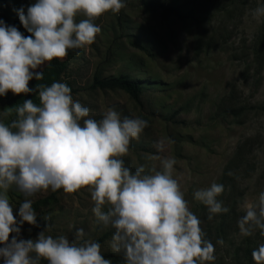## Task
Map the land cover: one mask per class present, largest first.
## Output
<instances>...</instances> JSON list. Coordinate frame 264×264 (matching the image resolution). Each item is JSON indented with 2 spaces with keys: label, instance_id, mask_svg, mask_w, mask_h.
Here are the masks:
<instances>
[{
  "label": "rangeland",
  "instance_id": "obj_1",
  "mask_svg": "<svg viewBox=\"0 0 264 264\" xmlns=\"http://www.w3.org/2000/svg\"><path fill=\"white\" fill-rule=\"evenodd\" d=\"M158 1L163 7L177 4L182 15L126 0L119 13L106 12L95 21L101 32L91 45L79 55L69 50L62 58L67 69L61 81L95 119L112 107L121 117L147 120L123 157L126 166L134 170L150 156L174 157V175L189 208L215 246L214 264H254L251 252L264 237L258 231L241 236L237 219L241 203L264 190V17L251 15L264 0ZM32 2L5 0L14 15V8ZM119 74L140 80L137 99L122 90L92 87L95 75ZM12 96L9 91L0 97V113L12 111L7 104ZM13 118L14 113L4 120ZM158 140L164 141L162 152L155 147ZM213 181L224 186L218 199L229 212L209 220L206 207L192 193ZM8 196L15 215L25 197L14 188ZM28 199L38 204L39 227L25 222L24 239H34L44 229L43 216L50 217L46 235L72 239L75 229L83 228L95 240L109 229L96 224L86 188L48 190ZM110 238L101 243L102 253L112 252Z\"/></svg>",
  "mask_w": 264,
  "mask_h": 264
},
{
  "label": "clouds",
  "instance_id": "obj_2",
  "mask_svg": "<svg viewBox=\"0 0 264 264\" xmlns=\"http://www.w3.org/2000/svg\"><path fill=\"white\" fill-rule=\"evenodd\" d=\"M126 0H34L13 11L24 35L0 19V97L35 94L0 113V264H112L101 244L76 228L74 238L46 235L21 237V226L39 227L37 212L28 197L38 192L87 189L91 212L98 226L113 230L108 246L122 264H214L215 246L206 238L200 218L189 208L174 175V157L150 156L135 169L126 166L132 140L139 139L148 121L124 116L109 107L100 119L75 100L66 82L43 80V69L69 50L91 45L101 32L95 21L106 12L119 13ZM264 17V3L252 10ZM39 69V70H38ZM7 123L4 117L13 115ZM164 150V141L155 144ZM158 161V165L151 163ZM25 199L13 214L8 192ZM224 186L215 181L195 189L192 198L206 207L211 220L229 208L218 197ZM239 234L264 237V190L241 203ZM10 234L11 238H10ZM220 243V241H218ZM254 264H264V243L251 252Z\"/></svg>",
  "mask_w": 264,
  "mask_h": 264
},
{
  "label": "trees",
  "instance_id": "obj_3",
  "mask_svg": "<svg viewBox=\"0 0 264 264\" xmlns=\"http://www.w3.org/2000/svg\"><path fill=\"white\" fill-rule=\"evenodd\" d=\"M140 4L149 8V9H158L163 8L164 10H169L173 14L177 16L182 15L181 8L176 4H169L168 6L163 7V3L158 0H140ZM0 19H3L6 24L15 25L19 31L24 33V35H29L26 30L20 25L19 19L17 15H14L11 9L6 5L5 0H0ZM261 36L264 33V22L262 25ZM67 69V61L65 59H53L51 62H48L47 66L43 69V80L36 81L35 79L29 81V87H34L36 84H46L50 85L53 81H61L63 74ZM70 87V85L68 84ZM92 87H97L100 89H108V90H122L131 96L134 99L138 98V95L141 93L143 86L140 84V80L136 78H131L124 74H119L115 76L108 77H98L95 75L92 80ZM32 99L34 102H38L37 96L35 94H18L13 95L11 98L7 100L8 106L13 110L15 105L23 102L24 99ZM49 197H45L38 202H45ZM34 210L36 211V207L38 204H32ZM113 230L109 228L105 232H103L100 236H98L95 240H97L100 244L110 235H112ZM105 258L110 259L112 264H122L121 256L114 254L112 252L102 253ZM46 261H41V263H45Z\"/></svg>",
  "mask_w": 264,
  "mask_h": 264
}]
</instances>
